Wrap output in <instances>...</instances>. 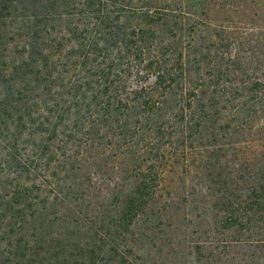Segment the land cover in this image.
Segmentation results:
<instances>
[{
    "label": "trees",
    "instance_id": "trees-1",
    "mask_svg": "<svg viewBox=\"0 0 264 264\" xmlns=\"http://www.w3.org/2000/svg\"><path fill=\"white\" fill-rule=\"evenodd\" d=\"M196 1L0 0V264H264V32Z\"/></svg>",
    "mask_w": 264,
    "mask_h": 264
},
{
    "label": "rangeland",
    "instance_id": "rangeland-1",
    "mask_svg": "<svg viewBox=\"0 0 264 264\" xmlns=\"http://www.w3.org/2000/svg\"><path fill=\"white\" fill-rule=\"evenodd\" d=\"M200 2L206 4V6H203L209 9V17L215 24H223L234 29H239L241 32L250 31L257 34L264 32V0H199L191 2V5H195L197 3V5L192 7V9L194 12H199L198 19H203L201 15L202 6ZM245 49H247V46ZM192 219L197 221L200 217L196 218L194 216ZM171 230L172 228H170V231ZM160 234L165 235V233ZM156 237L157 246L159 245L158 234H156ZM165 245L166 243L162 242V244H160L161 249L159 251L150 247L154 253L153 256L158 258V264L163 263L164 261L168 262L169 259L172 258L169 256V253L173 251ZM175 262L182 264L179 259Z\"/></svg>",
    "mask_w": 264,
    "mask_h": 264
}]
</instances>
